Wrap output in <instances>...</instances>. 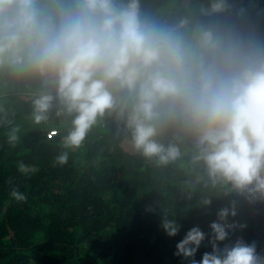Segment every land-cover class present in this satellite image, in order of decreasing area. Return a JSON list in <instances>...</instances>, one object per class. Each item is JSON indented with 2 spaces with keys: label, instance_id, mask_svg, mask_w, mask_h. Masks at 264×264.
Listing matches in <instances>:
<instances>
[{
  "label": "clouds",
  "instance_id": "1",
  "mask_svg": "<svg viewBox=\"0 0 264 264\" xmlns=\"http://www.w3.org/2000/svg\"><path fill=\"white\" fill-rule=\"evenodd\" d=\"M9 80L37 85L34 123L54 105L70 118L57 166L111 118L147 161L166 167L187 154L210 189L264 204V29L237 0H195L169 16L142 0H0V85ZM238 215L232 200L210 236L192 227L174 255L182 264H264L255 242L226 243L247 227ZM161 228L175 238L181 224L164 212ZM206 241L211 251L197 260Z\"/></svg>",
  "mask_w": 264,
  "mask_h": 264
},
{
  "label": "trees",
  "instance_id": "2",
  "mask_svg": "<svg viewBox=\"0 0 264 264\" xmlns=\"http://www.w3.org/2000/svg\"><path fill=\"white\" fill-rule=\"evenodd\" d=\"M142 4L169 16L194 8L195 0ZM237 6L264 29V0H237ZM9 87L24 96H0V264H182L174 255L177 243L192 227L210 236L216 212L232 200L239 209L236 221L247 227L226 243L242 237L264 254V204L210 189L187 154L166 167L147 161L130 149L111 118L70 152L66 165L57 166L70 118L57 116L54 105L46 122L34 123L37 85L9 80L0 85V95ZM13 129L19 139L9 144ZM13 189L25 200H15ZM206 197L212 206L201 209ZM164 212L181 224L175 238L161 228ZM210 251L206 241L196 259Z\"/></svg>",
  "mask_w": 264,
  "mask_h": 264
},
{
  "label": "rangeland",
  "instance_id": "3",
  "mask_svg": "<svg viewBox=\"0 0 264 264\" xmlns=\"http://www.w3.org/2000/svg\"><path fill=\"white\" fill-rule=\"evenodd\" d=\"M9 89H10L11 91H7V89L4 88V91H5V92L3 93V95H0V96H14V95H16L17 97H19V96H23V95H21L20 92L14 91V90L11 89L10 87H9Z\"/></svg>",
  "mask_w": 264,
  "mask_h": 264
}]
</instances>
